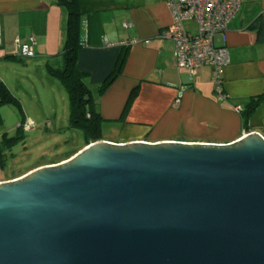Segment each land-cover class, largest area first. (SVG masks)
I'll use <instances>...</instances> for the list:
<instances>
[{
    "label": "water",
    "instance_id": "95a60500",
    "mask_svg": "<svg viewBox=\"0 0 264 264\" xmlns=\"http://www.w3.org/2000/svg\"><path fill=\"white\" fill-rule=\"evenodd\" d=\"M0 264H264V139L98 142L0 183Z\"/></svg>",
    "mask_w": 264,
    "mask_h": 264
},
{
    "label": "crops",
    "instance_id": "0c3cea01",
    "mask_svg": "<svg viewBox=\"0 0 264 264\" xmlns=\"http://www.w3.org/2000/svg\"><path fill=\"white\" fill-rule=\"evenodd\" d=\"M69 1L77 10L75 67L96 103L101 131L115 132V139L104 135V141L223 145L250 133L264 139V0H241L225 32L214 35V43L229 52L222 72L228 99L222 101L214 96L211 68L190 74L176 65L173 42L158 36L172 22L165 0H0V84L8 94L3 103L16 106L23 120L34 123L23 98L40 100L38 88L52 95L58 88L67 98L46 62L64 46ZM183 26L195 32L194 22ZM31 36L34 56H20L14 40ZM132 38L149 42L119 44ZM260 96L248 111V102Z\"/></svg>",
    "mask_w": 264,
    "mask_h": 264
},
{
    "label": "built area",
    "instance_id": "2783aa9c",
    "mask_svg": "<svg viewBox=\"0 0 264 264\" xmlns=\"http://www.w3.org/2000/svg\"><path fill=\"white\" fill-rule=\"evenodd\" d=\"M172 13V22L158 33L160 38L173 42V59L178 66L185 67L190 74L203 65L211 68V82L215 98L218 101L228 99L222 88L223 68L229 62V52L225 45H216L214 35L224 33L232 17L240 7L241 0H165ZM191 21L196 25L195 32L189 33L183 22ZM143 42L148 39L138 40L132 38L119 44ZM3 44L2 27L0 24V46ZM34 37H29L25 42L19 38L14 40L13 46L20 56L33 57ZM114 45V44H107ZM235 112L242 111L241 105H234ZM31 124V122H30ZM32 125V124H31ZM27 128L31 126L27 125ZM245 136L244 134L240 137Z\"/></svg>",
    "mask_w": 264,
    "mask_h": 264
},
{
    "label": "rangeland",
    "instance_id": "374dc122",
    "mask_svg": "<svg viewBox=\"0 0 264 264\" xmlns=\"http://www.w3.org/2000/svg\"><path fill=\"white\" fill-rule=\"evenodd\" d=\"M52 93L51 90L38 88L40 100L34 99L33 102L28 97L23 98L25 114L34 117L32 125L23 120L12 103H0V157L5 174L60 157L62 152L81 140L80 130L69 126L67 98L58 88ZM102 133L115 139V132L108 135L103 128Z\"/></svg>",
    "mask_w": 264,
    "mask_h": 264
},
{
    "label": "trees",
    "instance_id": "16d2710c",
    "mask_svg": "<svg viewBox=\"0 0 264 264\" xmlns=\"http://www.w3.org/2000/svg\"><path fill=\"white\" fill-rule=\"evenodd\" d=\"M77 10L69 1L66 25V39L62 50L51 56L46 62L50 75L55 77L65 88L69 103V124L81 130L85 136L97 139L101 132V119L96 110L89 88L84 82V74L75 67L78 42L76 38ZM103 84L100 85V89ZM8 94L0 84V102L5 101ZM262 96L248 102V111L258 106Z\"/></svg>",
    "mask_w": 264,
    "mask_h": 264
},
{
    "label": "flooded vegetation",
    "instance_id": "af4514ba",
    "mask_svg": "<svg viewBox=\"0 0 264 264\" xmlns=\"http://www.w3.org/2000/svg\"><path fill=\"white\" fill-rule=\"evenodd\" d=\"M69 126H70V124H69ZM80 132H81L82 137H81L80 141H77L78 143L76 144V146L72 147L71 149H68L65 152H62L60 157H56V158H53L49 161H45V162L33 165V168H31L30 170H26V168H28V167H26L23 170H20L18 172L12 171L9 174H5L3 172L5 170L4 169V163H2V158L0 157V170H1L0 171V177H7V179L2 180L1 183H9V182H13L16 180H20L21 178L27 176L28 174L33 173V172L40 170V169L52 168V167L64 165V164L68 163L70 160H72L75 156H77L80 152H82L89 145H92V144H95L98 142H108V141H104V138H103L104 134L102 133V131L98 134L97 139L96 138L92 139V138H89L88 136H85L81 130H80ZM177 142H179V141H177ZM139 143H146L147 144L148 142H139ZM148 144H150V143H148ZM151 144H153V143H151ZM156 144H158V143H156ZM30 167H32V166H30Z\"/></svg>",
    "mask_w": 264,
    "mask_h": 264
}]
</instances>
